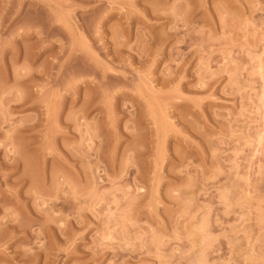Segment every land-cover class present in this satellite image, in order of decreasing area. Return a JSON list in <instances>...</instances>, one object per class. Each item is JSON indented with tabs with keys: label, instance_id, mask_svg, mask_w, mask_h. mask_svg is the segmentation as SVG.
Returning <instances> with one entry per match:
<instances>
[{
	"label": "rangeland",
	"instance_id": "obj_1",
	"mask_svg": "<svg viewBox=\"0 0 264 264\" xmlns=\"http://www.w3.org/2000/svg\"><path fill=\"white\" fill-rule=\"evenodd\" d=\"M0 264H264V0H0Z\"/></svg>",
	"mask_w": 264,
	"mask_h": 264
}]
</instances>
